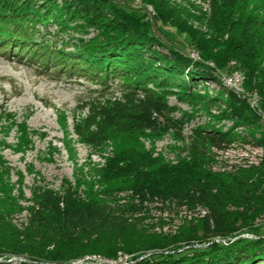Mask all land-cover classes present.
<instances>
[{"label":"rangeland","instance_id":"rangeland-1","mask_svg":"<svg viewBox=\"0 0 264 264\" xmlns=\"http://www.w3.org/2000/svg\"><path fill=\"white\" fill-rule=\"evenodd\" d=\"M70 1L0 0V8L10 4L21 15L16 21L28 29L18 34L21 51L15 39L0 36V156L18 207L6 218L12 228L24 233L30 210L39 207L35 199L59 198L61 207L68 189L82 199L87 186L93 193L106 189L98 173L106 159L137 143L172 166L193 163L215 176L257 183V171L264 170V0H109L144 23L156 40L140 54L115 43L110 48H121L116 53L108 50L91 59L77 50L93 47L97 31L80 15L74 17L76 2L69 8ZM29 46L41 54L33 55ZM150 49L168 60L177 58L170 53L175 51L204 64L209 74L196 79L187 72L166 74L160 62L150 61ZM151 71L164 73L165 82H146ZM145 90L163 96L170 108L155 129L114 139L99 136L113 121L101 118L104 110L118 112L128 129ZM100 199L116 222L126 220L151 235L173 236L209 218L201 203L179 205L130 190ZM253 225L263 227L264 234V215ZM226 240L216 237L213 243ZM135 255L92 253L78 261L132 264ZM256 262L264 264V259ZM0 263L31 260L27 254L7 253Z\"/></svg>","mask_w":264,"mask_h":264},{"label":"trees","instance_id":"trees-1","mask_svg":"<svg viewBox=\"0 0 264 264\" xmlns=\"http://www.w3.org/2000/svg\"><path fill=\"white\" fill-rule=\"evenodd\" d=\"M75 2L74 17L80 15L89 27L97 31L93 47L77 50L86 58L103 56L108 50L107 54L116 53L121 48L111 49L115 43L130 46L133 53L153 46L152 40L156 39L150 35L145 24L132 14L114 7L109 0H71L66 4L73 8ZM5 5V8H0V36L15 39L21 51L24 44L22 39L19 41L18 34H26L28 29L16 21L21 17L16 14L17 10H11L12 6L7 2ZM29 47L30 52L34 51L33 55L41 54L38 52L40 49ZM148 53L150 61H158L165 67L166 74L187 72L188 77L195 79L206 78L209 74L204 64L191 63L175 51L170 53L177 58L171 60L159 58L151 49ZM139 54L129 52L128 56L140 57ZM49 62L53 61L49 59ZM190 65L192 68L187 71ZM153 71L146 76V82L152 84L157 79L165 82L162 79L164 73L156 74ZM169 112L163 96L146 91L128 129H124L126 124L120 123L117 118L118 112L104 110L101 118H111L113 121L111 128L101 131L99 136L114 139L119 135L152 131ZM75 134L81 136L82 133L75 130ZM105 162L98 173L102 179L100 184L106 189L93 193L92 187L87 186L83 199L68 189L61 200V207L59 198L50 197L43 203L35 199L39 207L35 211L30 210V223L21 234L6 219L18 207L10 197L9 185L4 177L7 175L6 168L0 156V257L7 253L27 254L31 263L20 264H71L87 254L112 258L118 251H124L136 254L132 264H257L256 260L264 259V234L260 229L263 227L253 225L256 218L264 215V170L257 171L256 184L243 183L233 177L226 179L206 173L198 164L172 166L159 157H152L138 143L107 158ZM124 190L141 197L147 194L162 200H176L179 205L201 203L209 210V218L184 226L173 236L146 234L126 220L116 222L100 199L101 194ZM208 220L212 221L213 228H210ZM244 235L252 238H244ZM216 237L227 239L226 244L213 243ZM194 243L201 246L197 248ZM185 247L188 248L184 250Z\"/></svg>","mask_w":264,"mask_h":264},{"label":"water","instance_id":"water-1","mask_svg":"<svg viewBox=\"0 0 264 264\" xmlns=\"http://www.w3.org/2000/svg\"><path fill=\"white\" fill-rule=\"evenodd\" d=\"M212 242H214V241H212ZM146 256H148V255H146ZM71 264H88V262L87 263H84L83 261H81V262L78 261V262H72Z\"/></svg>","mask_w":264,"mask_h":264}]
</instances>
